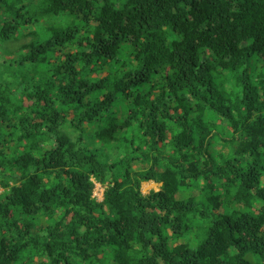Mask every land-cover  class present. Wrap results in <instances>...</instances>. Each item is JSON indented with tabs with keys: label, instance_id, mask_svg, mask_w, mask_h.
<instances>
[{
	"label": "trees",
	"instance_id": "1",
	"mask_svg": "<svg viewBox=\"0 0 264 264\" xmlns=\"http://www.w3.org/2000/svg\"><path fill=\"white\" fill-rule=\"evenodd\" d=\"M21 32L0 264H264V0H0Z\"/></svg>",
	"mask_w": 264,
	"mask_h": 264
},
{
	"label": "rangeland",
	"instance_id": "2",
	"mask_svg": "<svg viewBox=\"0 0 264 264\" xmlns=\"http://www.w3.org/2000/svg\"><path fill=\"white\" fill-rule=\"evenodd\" d=\"M30 8L31 7H28L26 10H29ZM24 32L27 33V31ZM28 39L29 38L27 37H23L21 32L20 35H17L16 37H11L9 40H4V41L0 40V71H3L5 68L4 60H10V59L13 60L15 54L17 55L19 54L20 48L25 44H27ZM146 184H149V182L141 184V192L145 195L151 190H155V191L158 190L161 186L160 184L155 185V183H153L154 186H151L146 189L145 187ZM102 193H103V186H101L98 183H95V189L93 191V199L96 202L101 200ZM0 194H2L1 189H0Z\"/></svg>",
	"mask_w": 264,
	"mask_h": 264
},
{
	"label": "bare ground",
	"instance_id": "3",
	"mask_svg": "<svg viewBox=\"0 0 264 264\" xmlns=\"http://www.w3.org/2000/svg\"><path fill=\"white\" fill-rule=\"evenodd\" d=\"M153 183H154V182H153ZM153 183L149 182V184H146V185H145L146 189L149 188V187H151V186H154ZM155 185H156V183H155ZM157 185H158V184H157Z\"/></svg>",
	"mask_w": 264,
	"mask_h": 264
},
{
	"label": "clouds",
	"instance_id": "4",
	"mask_svg": "<svg viewBox=\"0 0 264 264\" xmlns=\"http://www.w3.org/2000/svg\"><path fill=\"white\" fill-rule=\"evenodd\" d=\"M26 12H29V11H25V13H26ZM27 43H28V41H27ZM0 189L2 190V193H4V190H3L1 187H0ZM159 189H160V188H159ZM159 189L156 190V191H159ZM154 191H155V190H154ZM156 191H155V192H156ZM102 198H103V196L101 197V200H100V201H97V202H101V201H102Z\"/></svg>",
	"mask_w": 264,
	"mask_h": 264
}]
</instances>
